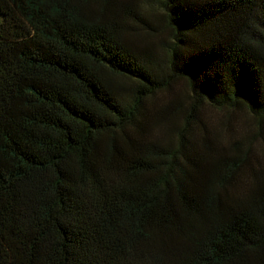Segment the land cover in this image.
<instances>
[{"label": "trees", "instance_id": "16d2710c", "mask_svg": "<svg viewBox=\"0 0 264 264\" xmlns=\"http://www.w3.org/2000/svg\"><path fill=\"white\" fill-rule=\"evenodd\" d=\"M146 1L0 0V264H264V0Z\"/></svg>", "mask_w": 264, "mask_h": 264}, {"label": "rangeland", "instance_id": "374dc122", "mask_svg": "<svg viewBox=\"0 0 264 264\" xmlns=\"http://www.w3.org/2000/svg\"><path fill=\"white\" fill-rule=\"evenodd\" d=\"M146 2V0H140V4H144L145 8L149 5ZM1 21L2 16L0 14ZM133 26L142 40H139L140 44L155 41V38L148 36L147 31L139 23ZM172 90L157 92L150 99V105H161L171 95L184 93V86L182 83L175 82ZM202 119L208 129L213 132V135L217 136L218 144L221 147L233 148L239 146L242 149V153L248 155V161L245 165L246 171H264V119L260 120L244 109L233 111L227 108H214L211 106H205L202 109ZM197 130L198 132L204 130L201 123ZM248 175L244 176L243 181L237 184V189L241 188L242 183H247L251 179V176Z\"/></svg>", "mask_w": 264, "mask_h": 264}]
</instances>
